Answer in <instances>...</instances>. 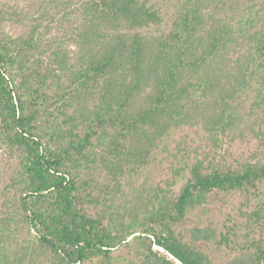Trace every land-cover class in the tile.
I'll return each instance as SVG.
<instances>
[{"label": "trees", "instance_id": "16d2710c", "mask_svg": "<svg viewBox=\"0 0 264 264\" xmlns=\"http://www.w3.org/2000/svg\"><path fill=\"white\" fill-rule=\"evenodd\" d=\"M0 264H264V0L1 7Z\"/></svg>", "mask_w": 264, "mask_h": 264}, {"label": "rangeland", "instance_id": "374dc122", "mask_svg": "<svg viewBox=\"0 0 264 264\" xmlns=\"http://www.w3.org/2000/svg\"><path fill=\"white\" fill-rule=\"evenodd\" d=\"M47 1L48 0H0V8L3 6L16 7L21 12L31 16L32 14L35 13V11L40 7L41 4ZM24 23L25 24L7 22L4 24V29L12 37H16L26 30L29 22L26 21ZM65 47L67 48L68 51L71 52V55H73L72 52L76 51L75 45L71 43L67 44Z\"/></svg>", "mask_w": 264, "mask_h": 264}]
</instances>
